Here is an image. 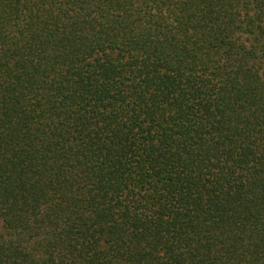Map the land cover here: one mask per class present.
I'll use <instances>...</instances> for the list:
<instances>
[{"label": "trees", "instance_id": "1", "mask_svg": "<svg viewBox=\"0 0 264 264\" xmlns=\"http://www.w3.org/2000/svg\"><path fill=\"white\" fill-rule=\"evenodd\" d=\"M0 264H264V0H0Z\"/></svg>", "mask_w": 264, "mask_h": 264}]
</instances>
